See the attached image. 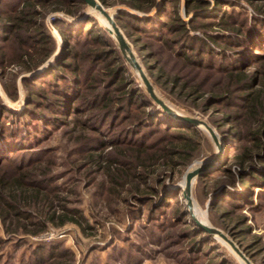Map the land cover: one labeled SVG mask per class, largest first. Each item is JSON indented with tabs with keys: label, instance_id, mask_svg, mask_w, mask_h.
Listing matches in <instances>:
<instances>
[{
	"label": "trees",
	"instance_id": "1",
	"mask_svg": "<svg viewBox=\"0 0 264 264\" xmlns=\"http://www.w3.org/2000/svg\"><path fill=\"white\" fill-rule=\"evenodd\" d=\"M98 2L104 7H123L115 21L138 52L158 44L181 63L180 72L192 70L188 78L158 64L146 66L154 87L169 98L202 115L216 111L218 116L211 117L208 124L223 136L224 157L233 151L239 171H252L259 165L261 173L248 171L240 176V182L264 189V0ZM85 8L81 0H0V80L6 97L16 101L18 76L37 72L20 79L26 98L19 114L0 101V224L9 235L36 236L49 227L61 229L69 224L81 232L91 230L82 210L69 202L76 187L64 192L66 187L59 184L65 180V185L75 169L83 171L88 187L96 186L91 194L95 203L111 213H120L117 207L128 202L127 198L137 202V209L127 212V234L144 218L153 237L154 230L173 231L184 225V230L177 231L180 238L172 244L185 243L178 256L196 264L206 257L209 242L185 209L175 212L169 223L165 220L166 206L177 200L180 192L166 190L164 180L157 178L167 168L186 170L206 151H212L208 139L151 104L143 89L128 77L129 68L112 39L104 29L96 28L92 18L79 29L53 22L63 46L52 62L38 71L55 49L42 22L45 15L61 12L80 17ZM218 9L223 10L219 15ZM147 55L142 57L143 63L153 54ZM58 133L67 144L46 146ZM60 150L67 159L62 164L54 156ZM59 166L64 170L58 172ZM223 166L216 171L229 173ZM209 174L198 177L196 185ZM233 181H228L229 185ZM150 195L157 201H151ZM245 196L239 199L252 206L251 194ZM225 197L214 196L210 210L218 208ZM258 198L262 204L264 190ZM144 208L148 209L145 215ZM222 227L231 231V227ZM113 231L111 242L103 249L122 240L129 249L119 252L129 260V250L138 247ZM13 254L6 261L0 258V264H13ZM74 262V253L57 241L35 247L20 264ZM211 264L227 263L218 257Z\"/></svg>",
	"mask_w": 264,
	"mask_h": 264
},
{
	"label": "rangeland",
	"instance_id": "2",
	"mask_svg": "<svg viewBox=\"0 0 264 264\" xmlns=\"http://www.w3.org/2000/svg\"><path fill=\"white\" fill-rule=\"evenodd\" d=\"M102 7L108 12V16L116 14V17L117 13L115 11L123 9V7ZM224 10H229V8L225 7ZM127 11L131 14H136L133 11ZM222 11V9H218L217 15L222 13ZM247 13L249 16L251 15V12L248 9ZM84 14H88V16L84 17ZM180 15L182 18H184L181 11ZM138 16L141 18L144 17L143 15ZM87 18L94 19L96 21V28L104 29L107 32L108 36L112 39L116 49L118 50L116 42L103 25L105 23L102 22L99 14L93 10H88L87 6L80 17H71L61 12H48L42 22L48 36L54 42L55 49L53 54L44 64H50L52 62L53 56L57 54V52H59L63 46L62 36L52 25V23L57 20L62 22L64 26L68 28L73 27L74 29H79ZM118 28L120 29L119 26ZM120 31L123 35L121 29ZM125 40L129 44L145 76L151 83L157 97L160 98L176 113L188 118L205 122L214 131L218 141L223 146V154L219 164L209 171L210 174L208 178H206L198 186L196 185V180L193 183L191 190L190 212L198 221L222 233V235L232 243L234 248L229 242L223 240L222 238L216 235H208L205 231H203L205 235H203L202 238H206L209 242V248L207 250L208 253H206L205 258H201L196 264H211L218 257L227 264H243L241 262L242 259L235 252V248L245 259H247L250 264H264V199L262 200V204L258 201L259 198L257 199V194H259L264 189L260 188L259 185L257 188L256 186H251V184L248 183H245L242 186V183L240 182V176L246 174L249 171H247L248 168H245L243 171H239L234 166L235 153L233 151H230V155L228 157H224L226 155V148L222 143L224 140L223 136L219 134L220 131H218L217 128H213L208 124V121L211 117L215 118L218 116L216 111L212 109L206 115H202L200 112L195 110V108L185 106L180 102L174 101L159 88L154 87L152 80L146 74V66L156 67L157 64L162 66V68H164L166 71H171L173 74L180 76L186 75L188 78L192 76V70L185 68L183 72H180L182 66L181 63L179 64L167 52L162 51L161 46L158 44H151V47L147 51L140 53L138 52V49L134 47L126 38ZM217 53L219 59L221 57L220 51H217ZM146 54H148L147 57L149 54L153 55H150L151 57H148L146 62L143 63L142 57L146 56ZM125 64L128 66L130 71L128 73V77L133 79L137 86L143 89L144 94H146V96L150 99L143 84L141 83V80L138 77V73L132 70L126 62ZM25 76H30V74H20L17 78L18 98L14 102L6 97L0 80L1 104L12 110V112L15 114H19L24 108L26 90L21 86L20 79ZM151 102V104H153L158 110L163 112L161 108L157 106V104H155L152 100ZM164 114L167 115L166 113ZM172 119L176 120L174 118ZM196 129L208 139L212 151H206L202 158L193 161L192 164L186 168V170H182L179 166H176L172 169L167 168L165 169V173L157 178V180H164L166 190H177V192H180V197L178 196L177 200L172 201L166 206L167 210H165L167 215L165 220H167L168 223L173 220V215L175 212H179L184 209L186 210L185 204L187 203L182 197V188L185 174L195 169L201 163H205L210 160L216 151V147L205 129ZM61 144L67 143L64 137H61V133H58L47 143L46 146H53L54 148H57ZM228 144H233L230 138L228 139ZM54 156L58 164L65 163L67 160L65 153L61 150L54 153ZM71 158L73 157L71 156ZM220 165H224L223 167L227 168L229 173L216 171ZM56 169L58 172L64 170L60 166L56 167ZM251 170L256 173H261L262 168L259 165H256L253 166ZM71 173V179L66 181L65 185H62L65 180L59 181V184L61 187H66L65 190H67L64 192H68L69 190H72L71 188L76 187L74 190V195H69V202L72 207H77L82 210L84 217L87 219L89 224L92 225V229H86L84 232H81L77 227L69 224L61 229L49 227L45 232L36 236L20 234L9 235L5 233L4 227L2 224H0V241L3 242V244H0V258L2 261H6L8 256L14 253L11 263L20 264L23 260H27L32 249L35 247L58 241L64 244V248L74 253L75 262L73 264H189L185 262L182 257L178 256V252L182 250L183 244L185 243H182L181 245L172 244L175 242V240L180 238L179 236L181 235H179L177 231L179 232L184 230V225L177 226L173 231L159 232L154 230L156 232V236L153 237L150 233L151 227L144 218L142 222L135 225V230L133 232L127 234L129 226V220H127L126 217L127 212L128 210L137 209V202L127 198L128 202H122L117 207L120 213H111L110 209H107L106 206L102 205L101 203H95L96 201L92 199L91 194L95 191L96 186H87V178L85 177L83 171H75L74 169ZM229 176L230 179L228 178ZM231 177L234 179L232 186L229 185L228 182H231ZM257 178H259V176H257ZM100 179L101 177L97 179V181ZM64 192L62 194H64ZM159 194H163L162 191H159ZM249 194H251L253 202L252 206L239 199L246 197L245 195ZM221 195L226 196L224 198V202L220 204L215 210H210V204L213 201L214 196L220 197ZM150 196H152L150 199L151 201H157L154 198V195ZM244 204H246L245 207H243ZM254 204L255 209H252ZM256 204H260V207L256 208ZM147 210V208L143 209L144 215L147 213ZM230 213L232 214L231 216ZM222 214L226 215L221 217ZM191 221L193 220L191 219ZM223 224L228 228L231 227V231L230 229H223ZM144 227H146V229ZM113 230L119 231L123 239H130V243L138 247V249L131 248V250H129V260L125 258V256H121V253L119 252L120 250L127 251L129 249V244L123 242L122 240L115 241L111 248L103 249L105 246H107V244H109V242H111L110 238H113ZM21 244H23V246ZM17 245L19 248L16 249L15 246ZM96 246L99 248L94 250L93 248ZM212 254H214V258Z\"/></svg>",
	"mask_w": 264,
	"mask_h": 264
},
{
	"label": "water",
	"instance_id": "3",
	"mask_svg": "<svg viewBox=\"0 0 264 264\" xmlns=\"http://www.w3.org/2000/svg\"><path fill=\"white\" fill-rule=\"evenodd\" d=\"M85 3V5L88 7V10H95L100 13L109 23L110 29H107L108 33L112 36L114 41L116 42V46L122 56V58L125 60V62L129 65V67L134 70L135 72L138 73V77L141 80V83L143 84L146 93L149 95L150 99L157 104L161 108V110L166 113L168 116L178 120L185 122L188 125H191L195 128H201L203 127L205 131L208 133L210 136L212 142L214 143L216 147V151L214 156L208 160L205 163H201L198 165L195 169L187 172L184 176V186L182 188V197L186 201L187 204H185L186 211L189 213L191 219L193 222L203 231H205L208 235H216L223 240L229 242L226 237L222 235L219 231L208 227L204 223L198 221L197 219L194 218V216L191 214V190L193 183L195 180L202 176L205 173H208L211 171L214 167H216L219 164V161L221 159V156L223 154V146L222 144L218 141V138L216 137L214 131L203 121L188 118L185 116H182L175 111H173L168 105H166L160 98L157 97V95L154 92V89L149 82L148 78L145 76L144 72L142 71L139 63L137 62L129 44L125 40L124 36L122 35L120 29L116 25V14L115 15H109L108 12L102 7V5L97 1V0H81ZM118 10L115 12L117 13ZM88 14H84V17H87ZM48 63L44 64L38 71H42ZM37 73V72H35ZM35 73H32L30 75H34ZM230 245L234 248L231 242H229ZM235 252L238 254V256L246 263L250 264L247 259H245L238 250L235 248Z\"/></svg>",
	"mask_w": 264,
	"mask_h": 264
},
{
	"label": "bare ground",
	"instance_id": "4",
	"mask_svg": "<svg viewBox=\"0 0 264 264\" xmlns=\"http://www.w3.org/2000/svg\"><path fill=\"white\" fill-rule=\"evenodd\" d=\"M93 11H95V10H93ZM95 12H97V11H95ZM97 13L99 14V17H100V19L102 20V22L105 23V24H103V25L105 26V28L110 29V25H109L108 21H107L102 15H100L99 12H97ZM201 128H203V127H201ZM183 186H184V183H183ZM217 238H218V237H217ZM218 239H220V238H218ZM241 262H242L243 264H246V263H245L244 261H242V260H241Z\"/></svg>",
	"mask_w": 264,
	"mask_h": 264
}]
</instances>
